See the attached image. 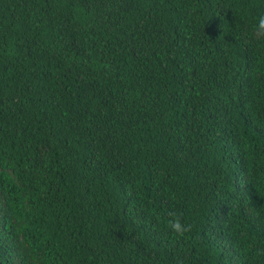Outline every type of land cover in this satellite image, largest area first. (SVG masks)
I'll return each mask as SVG.
<instances>
[{"label": "trees", "instance_id": "1", "mask_svg": "<svg viewBox=\"0 0 264 264\" xmlns=\"http://www.w3.org/2000/svg\"><path fill=\"white\" fill-rule=\"evenodd\" d=\"M261 14L0 0V264H264Z\"/></svg>", "mask_w": 264, "mask_h": 264}, {"label": "clouds", "instance_id": "2", "mask_svg": "<svg viewBox=\"0 0 264 264\" xmlns=\"http://www.w3.org/2000/svg\"><path fill=\"white\" fill-rule=\"evenodd\" d=\"M254 32L257 37L264 38V14H261L256 18ZM167 216V226L176 235L183 237L186 233L191 231L192 226L182 222L180 213L169 211Z\"/></svg>", "mask_w": 264, "mask_h": 264}]
</instances>
